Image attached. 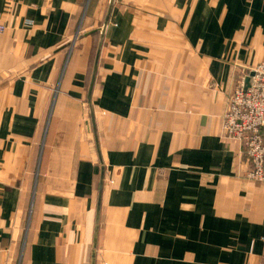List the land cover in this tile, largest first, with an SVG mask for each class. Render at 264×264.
<instances>
[{"label": "crops", "instance_id": "1", "mask_svg": "<svg viewBox=\"0 0 264 264\" xmlns=\"http://www.w3.org/2000/svg\"><path fill=\"white\" fill-rule=\"evenodd\" d=\"M0 0V264H258L264 182L222 132L264 0ZM98 150L100 154L98 153Z\"/></svg>", "mask_w": 264, "mask_h": 264}, {"label": "built area", "instance_id": "2", "mask_svg": "<svg viewBox=\"0 0 264 264\" xmlns=\"http://www.w3.org/2000/svg\"><path fill=\"white\" fill-rule=\"evenodd\" d=\"M252 72L249 84L239 81L230 96L222 132L225 137L237 140L244 149L249 165L247 177L264 182V62ZM258 264H264V253Z\"/></svg>", "mask_w": 264, "mask_h": 264}, {"label": "water", "instance_id": "3", "mask_svg": "<svg viewBox=\"0 0 264 264\" xmlns=\"http://www.w3.org/2000/svg\"><path fill=\"white\" fill-rule=\"evenodd\" d=\"M115 3H116V0H109L103 24L99 28H97L93 31V32H99V40H98L97 50H96L93 69H92V76H91V82H90V87H89L88 99H89V109H90L91 117H92V120L94 123V128H95L94 133H95V140H96L97 148H99L98 134L96 132L95 115H94V109H93L91 99H92V93H93V89L95 87V83H96V79H97L99 61H100L102 48L104 45L105 36H106L107 29H108V26H109V23H110V20L112 17V13H113ZM252 75H254L253 72L251 73V76ZM249 81H250V77L247 78V80H246L247 85L249 84ZM98 153L100 154L99 150H98ZM104 182H105V167L103 166L102 171H101V175H100V185H99L98 203H97V211H96V222H95V230H94V240H93L91 264H96Z\"/></svg>", "mask_w": 264, "mask_h": 264}]
</instances>
